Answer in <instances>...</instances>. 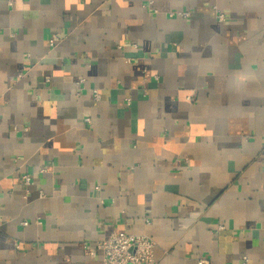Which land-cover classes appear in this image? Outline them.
I'll use <instances>...</instances> for the list:
<instances>
[{
  "label": "crops",
  "instance_id": "1",
  "mask_svg": "<svg viewBox=\"0 0 264 264\" xmlns=\"http://www.w3.org/2000/svg\"><path fill=\"white\" fill-rule=\"evenodd\" d=\"M149 1L0 0V264H264V0Z\"/></svg>",
  "mask_w": 264,
  "mask_h": 264
},
{
  "label": "built area",
  "instance_id": "2",
  "mask_svg": "<svg viewBox=\"0 0 264 264\" xmlns=\"http://www.w3.org/2000/svg\"><path fill=\"white\" fill-rule=\"evenodd\" d=\"M150 4L153 3L152 0L149 1ZM12 4V1H10ZM156 13L158 10L154 9ZM179 15L183 17H190L191 12L185 11L180 13H171L173 15ZM217 18L219 21H225V14L221 11H217ZM59 41L58 35H53L50 38V45L55 46ZM51 78L47 77V82H50ZM85 84V79L81 78L78 82L79 89L77 90L78 95H81L82 85ZM94 94L96 99H100L101 95L98 89H94ZM131 103V99H127V104ZM90 119H87L89 121ZM17 129V127H15ZM25 130H28L25 127ZM23 184L26 187L32 182V175L29 172H25L21 175ZM100 185L95 186L96 191H100ZM39 223V221L37 220ZM23 225H28L29 221H23ZM156 241L144 234H130V233H118L113 232L108 237L96 242L95 246L90 250L91 254L95 255L101 253L103 257L102 264H156ZM77 264V263H72ZM199 264H208V261L202 259Z\"/></svg>",
  "mask_w": 264,
  "mask_h": 264
}]
</instances>
